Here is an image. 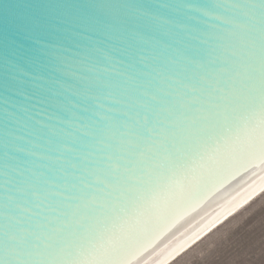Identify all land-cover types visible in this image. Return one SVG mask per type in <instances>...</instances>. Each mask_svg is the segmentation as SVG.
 <instances>
[{
  "label": "water",
  "instance_id": "water-1",
  "mask_svg": "<svg viewBox=\"0 0 264 264\" xmlns=\"http://www.w3.org/2000/svg\"><path fill=\"white\" fill-rule=\"evenodd\" d=\"M262 29L264 0H0V264L17 259L5 234L88 191L178 82L198 86L229 52L258 61ZM228 136L123 235L128 264H166L264 189L243 121Z\"/></svg>",
  "mask_w": 264,
  "mask_h": 264
},
{
  "label": "snow or ice",
  "instance_id": "snow-or-ice-1",
  "mask_svg": "<svg viewBox=\"0 0 264 264\" xmlns=\"http://www.w3.org/2000/svg\"><path fill=\"white\" fill-rule=\"evenodd\" d=\"M227 56L211 61L221 66L200 76L198 86L178 82V94L161 109L164 118L146 121L126 142L122 158L106 157L88 191L52 208L54 219L44 216L31 230L6 233L13 264H128L123 235L153 218L174 177L211 159L210 143H231L228 133L243 121L251 146L264 153V38L258 61L236 52Z\"/></svg>",
  "mask_w": 264,
  "mask_h": 264
},
{
  "label": "rangeland",
  "instance_id": "rangeland-1",
  "mask_svg": "<svg viewBox=\"0 0 264 264\" xmlns=\"http://www.w3.org/2000/svg\"><path fill=\"white\" fill-rule=\"evenodd\" d=\"M172 264H264V193Z\"/></svg>",
  "mask_w": 264,
  "mask_h": 264
},
{
  "label": "bare ground",
  "instance_id": "bare-ground-1",
  "mask_svg": "<svg viewBox=\"0 0 264 264\" xmlns=\"http://www.w3.org/2000/svg\"><path fill=\"white\" fill-rule=\"evenodd\" d=\"M264 193V189L261 190L260 192H258L257 194H255V196L248 200V202H246V204H243L242 206H240L237 210H235L234 212H232L230 215H228L227 218H225L223 221L219 222L218 224L215 225L214 228H212L209 232H207L202 238H199L197 241H195L193 244H191L188 248H186L184 251H182L179 255H176L174 258H172L170 261H168L166 264H172L174 261H176L180 256H182L184 253H186L188 250H190L194 245H196L197 243H199L200 241H202L205 237H207L208 235H210L214 230H216L217 228H219L222 224H224L227 220H229L231 217H233L235 214H237L239 211H241L243 208H245L248 204H250L252 201H254L257 197H259L260 195H262Z\"/></svg>",
  "mask_w": 264,
  "mask_h": 264
}]
</instances>
